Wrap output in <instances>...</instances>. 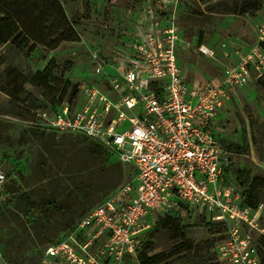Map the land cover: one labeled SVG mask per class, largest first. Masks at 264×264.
Listing matches in <instances>:
<instances>
[{"label": "built area", "instance_id": "1", "mask_svg": "<svg viewBox=\"0 0 264 264\" xmlns=\"http://www.w3.org/2000/svg\"><path fill=\"white\" fill-rule=\"evenodd\" d=\"M143 2L133 27L115 32L109 45H87L96 78L78 85L73 103L66 96L38 113L45 130L95 141L132 174L46 246L37 264L135 262L152 220L177 212L225 226L213 249L219 261L261 264L249 229L264 235V203L242 204L217 123L236 89L264 78V21L255 26L253 45L235 49V63L224 65L221 78L189 81L178 50L208 57L214 50L184 38L167 1ZM5 180L0 168V189ZM0 264L10 263L0 254Z\"/></svg>", "mask_w": 264, "mask_h": 264}, {"label": "rangeland", "instance_id": "2", "mask_svg": "<svg viewBox=\"0 0 264 264\" xmlns=\"http://www.w3.org/2000/svg\"><path fill=\"white\" fill-rule=\"evenodd\" d=\"M143 1L62 0L69 19L78 24L81 42L65 40L51 49L35 45L25 55L33 44L30 40L20 52L26 59L21 68H11L6 59L0 64V168L6 175L0 189V254L5 260L37 264L43 248L61 236L67 223L130 179L128 163L113 153H91L88 141L69 133L53 138L42 128L38 113L43 103L61 97L73 103L74 88L96 78L87 45L94 41L109 45L115 32L133 27ZM165 1L174 9L184 38L214 50L213 57L193 48L178 50L189 81L221 78L224 65L235 58V49L253 45L255 26L264 21V0ZM60 28L51 30L46 40H54ZM47 66L55 77L51 88L33 86L32 75ZM217 124V136L233 159L232 180L245 191L257 179L256 203H264V78L236 89ZM113 163L120 165L121 179L109 168ZM48 203L54 206L51 213L45 210ZM207 221L193 212L180 213L173 224L181 237L173 239L157 223L151 225L142 238L140 264L147 257H153L152 264H226L213 252L225 238V229ZM260 226L264 227V211ZM249 231L264 259V235Z\"/></svg>", "mask_w": 264, "mask_h": 264}, {"label": "trees", "instance_id": "3", "mask_svg": "<svg viewBox=\"0 0 264 264\" xmlns=\"http://www.w3.org/2000/svg\"><path fill=\"white\" fill-rule=\"evenodd\" d=\"M240 6L242 7V4L239 5V7ZM236 9L237 8H234L233 11H235ZM55 18L57 19L56 21ZM59 27H61L60 28L61 31L59 32L57 37L52 41H47L46 36L50 35V31L54 30L55 28L58 31ZM77 27L78 24L69 19L63 7L62 0H0V46L10 41L18 51L23 52L25 46H27L28 41L32 40L33 44L27 47V51L24 52L25 55H29L30 52L35 47V45H40L45 49L47 48L51 49L57 47L61 42L65 40L73 41L76 39V41H79ZM261 46L264 47V43H261ZM4 61H5V57L0 51V64H2ZM10 67L15 69V67L13 66ZM54 79L55 77L53 73L50 72L49 67L47 66L43 70L34 73L30 79V82L35 87L49 89L51 88L50 86L51 83L54 81ZM77 90H78V85L74 88L73 94L75 93L76 95ZM62 98L63 97H61L56 102L51 101L50 105L56 106L60 104V102L64 99ZM43 104L47 105L46 103ZM47 132L50 133L51 136L56 139L66 135V134H58L55 131H47ZM67 135H71L75 138H80L88 141L89 150L91 153H99L101 151H104L112 154V152H110L108 149L104 148L95 141L88 139L85 136L79 134H67ZM109 168L114 173H116L120 179L122 178L121 167L118 163H113ZM83 169H86V167ZM256 180L257 179H254L252 181V183L247 188V190L245 191L239 190L242 196V204L253 207L259 204L256 203L257 189L254 184ZM111 191H109L108 193H110ZM106 195L104 197H106ZM253 197L255 199H253ZM251 200L255 201V203L251 202ZM45 210L48 213H51L52 211H54V206H50V204L48 203L46 205ZM85 211L81 215H79L73 223L66 224L67 227L66 230L63 231L61 236L56 241L60 240L63 237L65 232L75 224V222L85 213ZM180 213L181 212H177L174 215L158 216L152 220V225L157 223V226L164 228L167 232H169L167 234H169V237L171 239L177 237L180 238L181 233H177V228L173 224L174 221L180 220ZM207 222L215 223L211 221H207ZM41 224H42L41 227H43L44 224L43 223ZM222 226L225 229V226L224 225ZM48 245L49 244H47L46 246ZM45 247L43 248V250L45 249ZM140 249L138 250L137 253V261L129 262L128 264H140ZM152 258L153 257H147L145 259H142L141 264H152L151 263ZM260 258H261V264H264V259H262L261 254H260ZM9 263L14 264L10 261Z\"/></svg>", "mask_w": 264, "mask_h": 264}, {"label": "crops", "instance_id": "4", "mask_svg": "<svg viewBox=\"0 0 264 264\" xmlns=\"http://www.w3.org/2000/svg\"><path fill=\"white\" fill-rule=\"evenodd\" d=\"M0 50L2 51L8 64H10L11 66L17 69L21 68L22 65H24V60L26 59L20 54V51H18L10 41L2 44L0 46ZM230 62L235 63V58Z\"/></svg>", "mask_w": 264, "mask_h": 264}]
</instances>
